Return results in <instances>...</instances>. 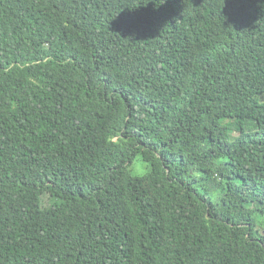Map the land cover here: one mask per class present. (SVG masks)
I'll return each mask as SVG.
<instances>
[{"label": "trees", "instance_id": "1", "mask_svg": "<svg viewBox=\"0 0 264 264\" xmlns=\"http://www.w3.org/2000/svg\"><path fill=\"white\" fill-rule=\"evenodd\" d=\"M0 264H264V0H0Z\"/></svg>", "mask_w": 264, "mask_h": 264}, {"label": "rangeland", "instance_id": "2", "mask_svg": "<svg viewBox=\"0 0 264 264\" xmlns=\"http://www.w3.org/2000/svg\"><path fill=\"white\" fill-rule=\"evenodd\" d=\"M235 134V133H234ZM135 165L138 166V172L142 173L143 171L146 170V167L144 166V164L141 162L140 159H137L135 161ZM258 215V214H257Z\"/></svg>", "mask_w": 264, "mask_h": 264}, {"label": "bare ground", "instance_id": "3", "mask_svg": "<svg viewBox=\"0 0 264 264\" xmlns=\"http://www.w3.org/2000/svg\"><path fill=\"white\" fill-rule=\"evenodd\" d=\"M204 177V176H203Z\"/></svg>", "mask_w": 264, "mask_h": 264}]
</instances>
